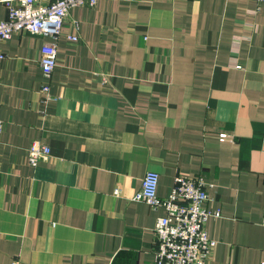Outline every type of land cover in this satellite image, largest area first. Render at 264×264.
<instances>
[{"label": "crops", "instance_id": "crops-1", "mask_svg": "<svg viewBox=\"0 0 264 264\" xmlns=\"http://www.w3.org/2000/svg\"><path fill=\"white\" fill-rule=\"evenodd\" d=\"M49 42H0V264H153L165 211L132 200L147 172L160 199L177 177L211 185L203 207L219 215L204 225L217 241L208 264H264V7L72 8L46 79ZM34 141L50 157L32 168Z\"/></svg>", "mask_w": 264, "mask_h": 264}, {"label": "built area", "instance_id": "built-area-1", "mask_svg": "<svg viewBox=\"0 0 264 264\" xmlns=\"http://www.w3.org/2000/svg\"><path fill=\"white\" fill-rule=\"evenodd\" d=\"M100 0H0L6 17L0 22V42L15 35L29 34L50 39L40 52L39 66L42 75L50 79L56 66V41L61 34L72 8H94ZM256 10L264 7V0H254ZM68 41L77 43V36ZM239 68V67H238ZM40 92L49 98L50 86L45 84ZM3 123L0 121V136ZM28 164L35 168L50 157L48 146L39 141L31 143L27 150ZM175 187L165 199L157 196L158 174L147 172L139 191L132 200L145 203L150 209L162 208L165 216L157 219L153 237V264H208L212 260L217 241L210 239L204 228L209 217L219 213L206 210L207 188L211 185L203 179L177 177Z\"/></svg>", "mask_w": 264, "mask_h": 264}]
</instances>
